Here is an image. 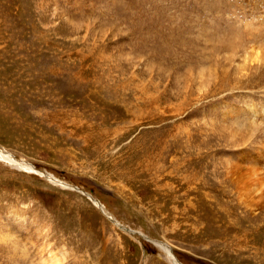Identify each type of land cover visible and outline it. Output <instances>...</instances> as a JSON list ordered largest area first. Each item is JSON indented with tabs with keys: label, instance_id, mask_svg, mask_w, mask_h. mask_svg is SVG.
I'll return each instance as SVG.
<instances>
[{
	"label": "rangeland",
	"instance_id": "rangeland-1",
	"mask_svg": "<svg viewBox=\"0 0 264 264\" xmlns=\"http://www.w3.org/2000/svg\"><path fill=\"white\" fill-rule=\"evenodd\" d=\"M0 150V264H264V0H0Z\"/></svg>",
	"mask_w": 264,
	"mask_h": 264
},
{
	"label": "bare ground",
	"instance_id": "bare-ground-1",
	"mask_svg": "<svg viewBox=\"0 0 264 264\" xmlns=\"http://www.w3.org/2000/svg\"><path fill=\"white\" fill-rule=\"evenodd\" d=\"M263 7V6H262ZM259 46L257 45H252L250 46L251 48V52L250 54L252 53L253 55H255V58L256 59H259L260 58V52H259V49H258ZM261 47V46H260ZM12 155V154H11ZM13 156V155H12ZM0 158L1 159H4V160H7V161H10L12 163H14L15 165H17L18 167H21V168H26V169H29V170H32L31 167H29L30 164H20L16 161H14L12 159V157L6 153V152H3L0 150ZM32 166V165H30ZM254 168H252V170L248 171L242 178H240V188L241 190L244 192L243 193V196L244 199H246L248 202H250L249 204H253V200L255 198L252 197L253 194H256V195H260L262 193V191L264 190V178L262 176V171H261V165L259 164V162H256L254 165ZM33 167V166H32ZM48 177L51 179V180H56L54 177L48 175ZM58 182V181H56ZM59 183V182H58ZM263 199V198H262ZM257 201V200H256ZM259 203V202H258ZM98 206L99 208H101L99 205H96ZM250 206V205H249ZM254 205H252L253 207ZM101 210L103 211L104 213V209L101 208ZM106 216H108L109 218V214L107 213V209L105 210V213H104ZM115 224V223H114ZM119 224V222H118ZM116 225V224H115ZM166 249V248H165ZM164 249V250H165ZM167 253V252H166ZM170 255V256H169ZM168 257L170 259H173V255H171L169 253ZM176 262V261H175ZM175 264V263H174ZM180 264V263H178Z\"/></svg>",
	"mask_w": 264,
	"mask_h": 264
},
{
	"label": "water",
	"instance_id": "water-1",
	"mask_svg": "<svg viewBox=\"0 0 264 264\" xmlns=\"http://www.w3.org/2000/svg\"><path fill=\"white\" fill-rule=\"evenodd\" d=\"M74 189H76V190H79L77 187L76 188H74ZM84 195H86L91 201H92V203L93 204H95V205H99L101 208H103L104 209V213H105V207L98 201V200H96L91 194H88V193H86V192H82ZM108 213V212H107ZM109 219L113 222V223H115V224H117L123 231H125V232H127V233H130V234H138L136 231H132V230H130V229H128L127 227H124L123 225H120V224H118V222H116L115 221V219H113L112 217H110L109 216ZM141 237H143L146 241H148L149 243H151V244H153V245H155V246H159L160 248L162 247L163 248V251L165 252V256L167 257L168 256V251H169V253L172 255L173 254V251H172V249H171V247L167 244V243H164V242H160V241H156V240H151V239H149L147 236H144V235H142V234H139ZM161 248V249H162ZM167 250H166V249ZM165 249V250H164ZM167 252V253H166ZM168 258V257H167ZM177 259V258H176ZM173 261V260H172ZM181 264V263H180Z\"/></svg>",
	"mask_w": 264,
	"mask_h": 264
}]
</instances>
